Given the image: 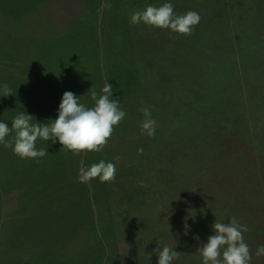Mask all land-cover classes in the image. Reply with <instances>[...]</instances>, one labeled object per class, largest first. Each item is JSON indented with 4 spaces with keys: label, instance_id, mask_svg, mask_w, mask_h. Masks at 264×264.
<instances>
[{
    "label": "rangeland",
    "instance_id": "obj_1",
    "mask_svg": "<svg viewBox=\"0 0 264 264\" xmlns=\"http://www.w3.org/2000/svg\"><path fill=\"white\" fill-rule=\"evenodd\" d=\"M119 1L114 26L100 33L102 79L93 46L80 30L69 44L57 35L55 20L68 8L62 0L0 1V94L4 84L13 94L0 96V122L11 127L24 111L34 122L51 124L47 117L58 116L62 93L93 107L91 91L101 94L111 84L126 115L103 158L87 152L92 156L83 163L104 160L116 167L115 180L104 183L101 195H89V229L106 245L99 264H157L154 250L164 246L180 253L172 264H202L198 248L214 234L212 225L233 216L250 229L243 234L250 264H264V256L255 255L264 245V0ZM164 3H172L177 15L199 13L192 35L131 23L132 12ZM102 5L96 12L100 24L109 17ZM16 16L20 24L13 22ZM23 32L36 39H22L17 33ZM218 102L230 107L214 113L219 129L206 140L202 109ZM149 106L156 121L152 137L141 132L140 109ZM61 147L38 140L36 148L49 155L37 162L0 144V264H46V252L39 250L43 234L60 220L55 208H47V192L67 176L78 178L73 171L63 174L75 167L76 156ZM91 183L102 184L98 178ZM93 237L78 254L89 256Z\"/></svg>",
    "mask_w": 264,
    "mask_h": 264
},
{
    "label": "clouds",
    "instance_id": "obj_2",
    "mask_svg": "<svg viewBox=\"0 0 264 264\" xmlns=\"http://www.w3.org/2000/svg\"><path fill=\"white\" fill-rule=\"evenodd\" d=\"M103 7L110 9L112 5L106 3ZM200 19L199 13L194 11L177 15L172 3H164L158 7L149 5L144 10H136L130 15L133 25L143 23L150 29H167L183 36L192 35ZM112 93L113 86L109 83H105L101 94L95 90L91 91L94 106L89 108L80 103L74 93L65 91L59 104L58 116L53 123L34 122L33 116L22 111L11 121V127L5 122H0V144L11 148L14 155L21 160L32 159L37 162L49 155L46 148H36L38 140L53 143L58 141L61 149L70 151L73 156L101 152L111 138L114 127L126 115L120 108L118 97L112 98ZM9 95H13L12 89L4 84L0 96ZM140 111L144 116L141 124L142 134L154 136L156 121L152 118L150 109L142 107ZM10 135L12 139H6ZM138 152L142 154L143 149H138ZM115 175L116 167L111 162L100 160L90 167H85L81 161L78 182L88 184L97 178L102 183L112 182ZM228 221H215L212 225L214 234L207 238V243L198 248L202 264H250L252 252L243 235L250 230L249 227L241 224L235 216ZM154 251L158 257L157 264H172L180 255L169 246L162 249L158 247ZM255 255L264 256V245L257 246Z\"/></svg>",
    "mask_w": 264,
    "mask_h": 264
},
{
    "label": "trees",
    "instance_id": "obj_3",
    "mask_svg": "<svg viewBox=\"0 0 264 264\" xmlns=\"http://www.w3.org/2000/svg\"><path fill=\"white\" fill-rule=\"evenodd\" d=\"M67 1L68 4H66ZM110 1H112L110 3L112 7L110 9L106 8L105 10L108 11L107 15L109 16V17H107L106 15L104 16L106 19L105 23L102 24L97 23V18H96V12H98V9L101 7L102 0H62V6H68V8L63 9L62 14L59 17H57L55 20L56 21L55 30H57V35H59V38L60 37L64 38L67 36L68 44L71 43L68 38H70L71 34L72 35L75 34V31L77 30H80L79 36H82L84 37V39L87 38V40H89L88 43L93 46V49L95 51L94 58L95 60H97V62L95 63V67L100 71V79H102L101 63L100 61H98L100 59V49H101L100 33L103 32L104 28L107 29L109 27L114 26L116 20L114 18L115 15L113 13L122 10V8H120L121 3L119 0H110ZM88 12H90V15H87ZM111 18L113 19V21H111ZM13 22L15 24L18 23L20 24L21 20L19 19V17L16 16ZM251 24H254V22H252ZM261 25L262 23L257 24L258 27H260ZM113 30H118V29H113ZM17 34H23L21 35L23 36L21 37L22 39L23 38L36 39L34 37H31L28 33L24 34L23 32ZM115 34L117 35L118 38H120L118 33ZM263 45H264V41H263ZM97 93L99 94V92ZM198 100L201 101V99L197 98V101ZM197 101L193 104L192 108H195ZM92 103L94 105L93 100ZM231 105L234 108V105L232 103ZM91 106H89V108H91ZM227 107H230V104L226 105L223 103L222 105L221 102H218L216 104H213L212 106L206 105L204 109H202L203 111L206 112L205 114L206 123H208V125L205 126L202 125L201 127V128H205V130L202 131V133L206 138V140L209 139L211 135L213 134L216 135L217 130L219 129L218 127H216L215 130V127L213 126L216 124L213 117L214 113L216 114L217 110H223L225 112ZM148 108H150V106ZM230 115L231 112L227 113L226 117L228 118L230 117ZM47 118L52 122L57 118V116L53 114L52 116H48ZM96 153L101 158H103L101 152H96ZM87 154L88 156L91 155V153H81L80 155L73 157L76 160L75 167H68V169H65L64 171L61 170L63 171V174L69 173L68 171H73L78 174L79 168L81 166V161L85 163L84 161H86V158H88ZM103 185L104 183L102 184L99 183L98 187L95 188V186L91 182L88 184H84L78 182V178L71 179L70 176H67L65 179L56 182L55 184L56 187H54L55 190H51L47 192L46 195V200L48 202L47 208L50 207L55 208L56 214L60 216V220L56 223H51L50 230L46 229L45 235L43 234L44 240L43 242H41V247L39 250H44L46 252V264H55V261L57 259L67 260L69 263L66 264H99L100 263L101 257L105 253L106 245L103 241V238L100 236V234L97 231L89 229V222H90L89 218L92 217V213L90 210L91 202L89 199V195L91 196L90 193H94V195L100 196L102 193ZM89 188H90V192L88 191ZM96 190H98V193H96L97 192ZM60 203L62 205H67V207L62 210H59L58 205ZM70 214L74 215L72 220H70V217L68 216ZM68 217L69 219L65 221L64 219ZM80 228H82V230H80ZM92 234L94 235L93 238L95 243L92 244L89 243L90 244L88 250V252H90L89 256H82L78 254V251L81 250L80 246L86 244L85 242L87 240L89 242V237L92 236ZM106 241L108 242V239H106ZM97 245H99L100 250L94 252L96 248L95 246ZM54 252H56L57 254L54 255ZM37 259H38V255H36V257H33V255H31V261H35Z\"/></svg>",
    "mask_w": 264,
    "mask_h": 264
}]
</instances>
